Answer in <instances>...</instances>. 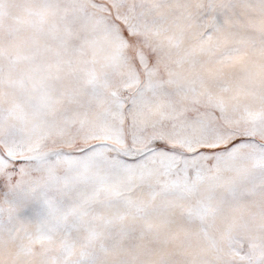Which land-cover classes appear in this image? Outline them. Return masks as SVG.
Returning a JSON list of instances; mask_svg holds the SVG:
<instances>
[{
	"label": "snow or ice",
	"instance_id": "1",
	"mask_svg": "<svg viewBox=\"0 0 264 264\" xmlns=\"http://www.w3.org/2000/svg\"><path fill=\"white\" fill-rule=\"evenodd\" d=\"M0 264H264V0H0Z\"/></svg>",
	"mask_w": 264,
	"mask_h": 264
}]
</instances>
